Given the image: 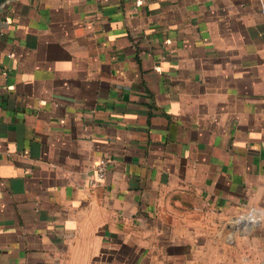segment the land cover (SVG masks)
<instances>
[{
  "label": "crops",
  "instance_id": "obj_1",
  "mask_svg": "<svg viewBox=\"0 0 264 264\" xmlns=\"http://www.w3.org/2000/svg\"><path fill=\"white\" fill-rule=\"evenodd\" d=\"M0 264H264L260 0H0Z\"/></svg>",
  "mask_w": 264,
  "mask_h": 264
},
{
  "label": "built area",
  "instance_id": "obj_2",
  "mask_svg": "<svg viewBox=\"0 0 264 264\" xmlns=\"http://www.w3.org/2000/svg\"><path fill=\"white\" fill-rule=\"evenodd\" d=\"M260 2L262 4V11L264 13V0H260ZM110 163H111V160L108 156L102 157L95 163L94 173H93V176L90 178V185L92 187H96L97 185L105 181ZM247 217L250 220L255 221V218L252 212H249L247 214Z\"/></svg>",
  "mask_w": 264,
  "mask_h": 264
}]
</instances>
